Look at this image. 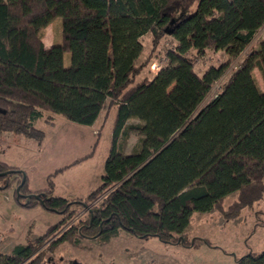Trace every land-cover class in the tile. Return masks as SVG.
Listing matches in <instances>:
<instances>
[{
  "label": "trees",
  "instance_id": "trees-1",
  "mask_svg": "<svg viewBox=\"0 0 264 264\" xmlns=\"http://www.w3.org/2000/svg\"><path fill=\"white\" fill-rule=\"evenodd\" d=\"M56 17L62 18L61 42L46 46L44 29ZM263 25L264 0H0L1 133L42 143L46 133L36 122L44 111L92 125L106 107L104 119L116 108L105 171L85 197L54 195L50 177L49 187L32 190L23 171L0 162V180L21 176L15 195L22 206L61 214L40 237L29 238V229L26 244L0 252V264H44L46 252L61 242L108 240L121 229L196 246L185 232L195 212L218 210L230 220L262 200L264 91L254 70L264 77V40L202 103ZM148 32L154 47L166 35L175 44L153 79L138 80L151 63L138 64ZM207 48L224 50L230 60L199 74L189 52ZM131 133L140 135V147L121 153L119 139ZM74 206L88 208L86 218L43 247L71 220ZM236 262L264 264V249Z\"/></svg>",
  "mask_w": 264,
  "mask_h": 264
},
{
  "label": "rangeland",
  "instance_id": "rangeland-1",
  "mask_svg": "<svg viewBox=\"0 0 264 264\" xmlns=\"http://www.w3.org/2000/svg\"><path fill=\"white\" fill-rule=\"evenodd\" d=\"M62 18L56 17L43 32L46 46L61 42ZM264 40V25L254 36L249 46L238 58L231 61L224 75L214 84L202 103L210 101L237 69L242 60L260 47ZM144 52L138 64L150 58L151 63L138 80L153 79L166 62V51L174 47L172 36L166 35L154 47L152 34L142 37ZM189 55L194 57L195 70L202 74L210 66H219L230 60L224 50L207 48L198 55L195 49ZM65 66L71 65V52L64 53ZM256 79L264 91V77L254 70ZM107 107L93 126L68 120L62 114L44 111L36 122L46 133L42 143L34 138L14 132H0V162L19 168L29 179L32 190L49 187V177L54 182V195L76 199L87 196L96 188L105 171V163L112 147V136L116 108L112 107L104 119ZM129 122H138L131 119ZM94 130V133H93ZM140 135L131 133L119 139V151L130 154L140 147ZM92 153V154H91ZM91 154V155H89ZM89 155V156H88ZM88 156L78 162H75ZM75 162V163H74ZM62 169V170H61ZM57 170H60L56 173ZM21 176L15 174L10 183L0 180V252L10 253L16 245L27 243L29 238L40 237L52 224L61 219V214L41 205L27 208L16 199V190ZM231 193L225 198L228 207L236 198ZM99 201L92 203L94 206ZM76 213L63 224L43 247H52V242L70 224L85 219L88 208L74 206ZM186 237L196 240V246L167 243L156 236L141 238L124 229L102 240L87 237L74 245L64 241L46 252L44 264H237L236 259L250 252L264 249V198L242 213L227 220L218 210L195 212L186 229Z\"/></svg>",
  "mask_w": 264,
  "mask_h": 264
},
{
  "label": "water",
  "instance_id": "water-1",
  "mask_svg": "<svg viewBox=\"0 0 264 264\" xmlns=\"http://www.w3.org/2000/svg\"><path fill=\"white\" fill-rule=\"evenodd\" d=\"M0 111H2V110L0 109ZM2 112H4V111H2ZM24 181H25V177L23 178V183H24Z\"/></svg>",
  "mask_w": 264,
  "mask_h": 264
},
{
  "label": "crops",
  "instance_id": "crops-1",
  "mask_svg": "<svg viewBox=\"0 0 264 264\" xmlns=\"http://www.w3.org/2000/svg\"><path fill=\"white\" fill-rule=\"evenodd\" d=\"M94 124H92L91 126H93ZM93 133H94V130H93Z\"/></svg>",
  "mask_w": 264,
  "mask_h": 264
}]
</instances>
